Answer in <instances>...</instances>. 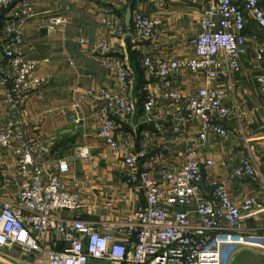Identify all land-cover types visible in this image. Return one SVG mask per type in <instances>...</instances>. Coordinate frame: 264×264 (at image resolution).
Masks as SVG:
<instances>
[{
	"label": "built area",
	"instance_id": "built-area-1",
	"mask_svg": "<svg viewBox=\"0 0 264 264\" xmlns=\"http://www.w3.org/2000/svg\"><path fill=\"white\" fill-rule=\"evenodd\" d=\"M262 0H212L200 17L201 30L193 40L196 55L193 58L168 60L147 57L143 60L147 81L159 80V90L149 93L143 105L144 123L160 134H179L189 123H199L200 138L209 132L224 136L223 122L232 116V109L223 103L222 94L207 86L190 94L178 91L172 76L183 69L203 74L208 81L219 77V69L226 65L231 71L240 70L241 56L247 38L244 30L247 15L264 29ZM35 0H0V18L3 17L0 61L8 70L4 79L5 102L11 108L10 118L0 126V146L14 148L17 157L18 189L3 197L0 189V255L19 248L29 256L41 255L42 264H88L89 259H107L115 264H222V248L226 245L255 246L264 249L261 238L242 232L246 219L264 212L254 196L245 197L237 205L223 184L204 181L205 168L212 160L201 161L198 150L189 146L184 163L171 166L164 151H159V163L153 168L159 178L141 170L135 156L124 160L128 167L127 182L143 198L120 231L125 238L116 240L113 231H103L94 222L76 218H62L63 210H75L81 197L60 179V173L69 170L61 159H47L51 148L40 146L35 137L22 128L20 115L25 105L45 79L37 74L41 62L29 59L23 52L25 28L34 16ZM54 18L47 25L54 29L65 23ZM111 34L134 35L140 40H151L158 21L142 12H135L130 29L120 20L106 21ZM81 43L89 41L82 39ZM94 49L102 55L111 52L104 43H95ZM223 55L224 60L219 57ZM256 60L264 69V45L256 51ZM115 68L121 89H130L132 73L120 59L104 62ZM259 89L264 94V73L258 76ZM86 97L93 102L97 136L114 155L120 151L117 139L119 122H131L136 106L124 95L107 88L89 89ZM159 98L167 100L161 105ZM80 119H76L79 122ZM89 150H79V157H88ZM264 174V152L260 164L245 159L235 176L243 178ZM211 189L212 199L204 188ZM196 216V219H195ZM63 243L64 249L57 246Z\"/></svg>",
	"mask_w": 264,
	"mask_h": 264
},
{
	"label": "crops",
	"instance_id": "crops-1",
	"mask_svg": "<svg viewBox=\"0 0 264 264\" xmlns=\"http://www.w3.org/2000/svg\"><path fill=\"white\" fill-rule=\"evenodd\" d=\"M211 1L35 0L34 16L25 28L23 52L31 60L41 62L48 58L49 61L41 63L37 69L45 83L31 96L20 120L27 135L35 137L40 146L51 148L47 159H61L69 165L67 172L60 173V179L69 190L80 195L81 205L75 210L60 211L59 216L97 223L103 231L115 232L116 240L123 242L125 235L120 228L143 202L142 196L127 182L125 158L135 156L141 170L159 178L153 170L160 161L159 151H164L167 163L175 166L184 163L183 156L189 146L198 150L201 161H213L205 168V182L212 180L225 185L237 205H241L245 197L254 196L264 207V174L235 176L245 159L260 164L264 152V94L258 83V76L264 69L256 60L257 49L264 45V29L248 15L244 30L247 44L239 71H231L223 65L219 77L213 81L188 69L171 77L176 89L183 94L203 86L221 92L224 105L233 111L231 118L223 122L227 129L224 136L209 132L202 140L201 126L193 122L179 134H160L144 123L142 117L146 97L160 87L158 79H145L143 60L147 57L168 60L195 57L193 40L201 30V14ZM261 5L264 7V0ZM137 11L158 21L151 40L109 32L105 20L118 19L130 29ZM3 17L0 47L4 44L1 37ZM54 18L66 22L48 29L46 26L52 24ZM82 39L89 43H81ZM98 42L108 44L111 52L102 55L96 51L93 45ZM219 58L224 60L223 55ZM117 59L132 73L131 86L126 92L121 89L115 68L104 64ZM7 76V67L0 61V126L11 116L3 84ZM100 88L126 96L137 109L131 122L118 121L116 135L120 151L116 155L97 136L93 102L86 97L87 90ZM159 102L167 104L164 98H159ZM81 149H88L89 156L79 157ZM4 150L0 146V189L7 198L18 189L19 180H11V175L17 176L15 150L6 149L7 154L2 153ZM3 176L12 178L4 179ZM204 193L212 199L210 188L205 187ZM242 232L258 236L264 243V212L246 219ZM64 247L65 244L60 243L57 249ZM2 255L15 264H23L19 261L44 263L41 255L29 256L19 248ZM88 264L115 263L107 259H89ZM222 264H264V249L226 245L222 248Z\"/></svg>",
	"mask_w": 264,
	"mask_h": 264
},
{
	"label": "rangeland",
	"instance_id": "rangeland-1",
	"mask_svg": "<svg viewBox=\"0 0 264 264\" xmlns=\"http://www.w3.org/2000/svg\"><path fill=\"white\" fill-rule=\"evenodd\" d=\"M32 96V95H31ZM26 106V105H25ZM4 148L2 147V150H3ZM8 150V149H7ZM9 151H6V149L2 152V153H8ZM15 154V153H14ZM16 155V154H15ZM16 159V163H17V157L15 158ZM15 168H16V173H17V165L15 164ZM12 171V170H11ZM14 172H12V174H13ZM12 177H13V179H15L16 177H15V175L13 176V175H11ZM11 177V178H12ZM3 178L5 179H9L10 177L8 176H3ZM10 178V179H11ZM13 179H11V180H13ZM10 257V256H9ZM19 257V256H18ZM18 261V260H17ZM0 262L2 263V264H15L14 263V261H12V260H10V259H7V257L6 256H3V255H0ZM19 262H21V263H23V264H26L25 262H23V261H19Z\"/></svg>",
	"mask_w": 264,
	"mask_h": 264
},
{
	"label": "trees",
	"instance_id": "trees-1",
	"mask_svg": "<svg viewBox=\"0 0 264 264\" xmlns=\"http://www.w3.org/2000/svg\"><path fill=\"white\" fill-rule=\"evenodd\" d=\"M3 20V19H2ZM0 21H1V18H0ZM0 24H1V22H0Z\"/></svg>",
	"mask_w": 264,
	"mask_h": 264
}]
</instances>
